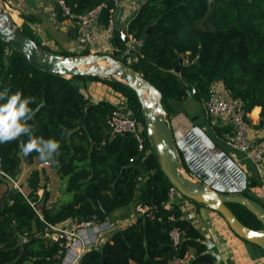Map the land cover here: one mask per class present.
Here are the masks:
<instances>
[{"label": "trees", "instance_id": "1", "mask_svg": "<svg viewBox=\"0 0 264 264\" xmlns=\"http://www.w3.org/2000/svg\"><path fill=\"white\" fill-rule=\"evenodd\" d=\"M63 1L72 13L81 14L100 4L116 7L118 0ZM56 16L64 19L57 5ZM107 16L104 9L102 25ZM21 30L45 51L66 57L86 55L52 51L25 23ZM126 33L139 44L128 51L114 30L112 56L161 93L167 122L180 112L173 103L187 99L191 88L196 89L193 99L203 102L210 84L221 81L233 97L246 103L248 113L260 108L257 127H264V0H142L128 21ZM183 59L186 62L175 72ZM90 82H101L122 95L128 111L143 125L140 102L127 85L97 76L65 78L38 70L0 40V92L8 89L11 95L21 91L23 97L35 98L29 107L39 110L28 123L35 137L60 141L58 165H48L70 196L58 205H49L50 192L41 187L40 174L33 170L27 178V199L41 204L37 214L20 192L8 188L0 198V264H59L58 243L44 236L47 225L93 218L111 221L115 211L132 204L152 207L155 218L137 216L99 247L85 252L79 264H102V258L107 264H169L184 259L190 251L191 264H215L205 237L187 214L175 203L165 207L172 185L160 170L145 131L142 151L131 134L112 135L106 123L112 114L109 108L80 92V86ZM5 102L0 100V104ZM213 130L221 137L225 128L213 126ZM27 140L25 135L0 143L1 168L13 179L20 173L22 159L28 164L34 160L44 163L35 151L27 156L21 152L20 145ZM175 145L187 175L213 191L244 195L264 207L249 189L245 172L201 128L194 126ZM140 168L146 178L138 187ZM5 183L0 178V186ZM41 188L39 199L37 191ZM227 206L247 227L262 228L244 207ZM174 227L181 235L176 247L169 237Z\"/></svg>", "mask_w": 264, "mask_h": 264}, {"label": "crops", "instance_id": "2", "mask_svg": "<svg viewBox=\"0 0 264 264\" xmlns=\"http://www.w3.org/2000/svg\"><path fill=\"white\" fill-rule=\"evenodd\" d=\"M13 6L10 15L15 23L27 24L33 31L41 44L52 51L70 52L74 54L84 53V46L79 44L75 36V26L70 20H58L53 10V0L48 3L39 4L35 0H12ZM142 0H118L119 8L115 15V30L120 34L121 31L129 38L126 28L129 19L135 14ZM130 40L127 43L128 51H134V46ZM186 60L183 59L182 63ZM83 96L89 97L92 102L105 105L111 113L127 115L130 112L126 107V99L113 91L109 86L101 82H90L86 86H80ZM180 112L173 116L168 125L176 137V141L191 131L194 126L201 130L226 153H228L235 163L245 172L249 179L248 187L260 201L264 203V162L257 166L240 153L230 151L225 146V136L228 135L230 127L224 121H211L205 115L203 102L193 99L189 93L188 98L182 102L173 103ZM260 108L255 107L248 113L250 125V140L253 145L264 142V127H257L260 119ZM213 126L225 128L221 137L217 136ZM229 128V129H228ZM226 129L229 131L226 132ZM42 166L47 165L41 163ZM141 181L145 176L143 169ZM51 171V170H50ZM55 172V171H54ZM182 211L187 214L190 223L198 229L205 237V242L211 253L215 255V264H264V252L238 238L228 227L224 219L216 212L205 208L195 207L193 210L184 201L179 199ZM135 205L121 208L110 217L112 222H128L135 220ZM211 245V247H210ZM193 252L182 260H176L169 264H188Z\"/></svg>", "mask_w": 264, "mask_h": 264}, {"label": "water", "instance_id": "3", "mask_svg": "<svg viewBox=\"0 0 264 264\" xmlns=\"http://www.w3.org/2000/svg\"><path fill=\"white\" fill-rule=\"evenodd\" d=\"M149 31L150 29L146 33ZM120 37L124 44L128 43L129 38L123 31L120 32ZM0 40L10 49L23 54L27 62L38 70L65 78L97 76L120 82L131 88L140 102L143 127L151 152L172 187L182 197L218 213L238 238L257 246L264 252V207L244 195L213 191L198 179L187 175L178 158L176 137L168 125L161 93L141 74L107 54L66 57L43 50L21 30V27L17 26L11 15L4 11L2 0H0ZM100 63H108V65L103 66ZM181 64L182 60H179L175 72H178ZM228 204L244 207L260 222L262 228L254 230L244 225L227 206ZM24 241L26 240L22 242ZM192 260L191 258L188 264H191ZM102 264H107L105 258H102Z\"/></svg>", "mask_w": 264, "mask_h": 264}, {"label": "built area", "instance_id": "4", "mask_svg": "<svg viewBox=\"0 0 264 264\" xmlns=\"http://www.w3.org/2000/svg\"><path fill=\"white\" fill-rule=\"evenodd\" d=\"M39 4L48 3L50 0H35ZM3 9L10 14L12 11L13 1L2 0ZM56 5L61 11V16L70 20L75 26V36L79 44L84 46V54L86 55H101L106 52L115 50L111 41L115 30V15L119 4L116 7L108 8L106 4H100L84 13L74 14L71 12L63 0H53V10L56 15ZM104 9H107L108 16L106 24L100 23L101 14ZM129 40L132 44H136V40L129 35ZM196 93L195 88L190 89V94ZM205 115L213 122L222 120L230 127L228 135L225 136V146L230 151L240 153L244 158L248 159L257 166H261L264 162V142L253 145L250 140V125L248 122V112L246 111V103L241 98L233 97L230 92L224 87L223 82L214 81L210 84L207 98L203 101ZM107 126L112 135L116 134H131L140 151L144 147L143 132L144 127L139 123L131 113L121 115L112 113L107 116ZM0 178L6 182L13 184V189L20 192L26 199L27 194L13 178L9 177L1 168L0 160ZM43 190L37 191L38 198L42 196ZM182 196L175 188H170L168 192V200L165 203L167 209L171 208V204H179V199ZM28 203L32 209L39 214L37 202ZM144 216L149 219H154V209L146 205H135V218ZM173 220L172 217L169 218ZM66 222L58 225H47L44 236L58 243L60 247L59 255L61 261L59 264H79L81 256L101 243L103 236L107 233L115 231V223L109 220L98 221L95 218L89 221L73 223L69 229L63 228ZM71 223V221H70ZM172 245L178 246L180 243V232L177 228H172L169 232Z\"/></svg>", "mask_w": 264, "mask_h": 264}, {"label": "clouds", "instance_id": "5", "mask_svg": "<svg viewBox=\"0 0 264 264\" xmlns=\"http://www.w3.org/2000/svg\"><path fill=\"white\" fill-rule=\"evenodd\" d=\"M0 143H8L18 140L21 136H28L26 143L20 145L21 152L27 156L32 152L39 154V159L45 164L53 163L58 165L57 157L60 155L61 143L56 139H44L35 137L32 127L28 121L32 120L35 111L29 107L35 102L34 97H23L21 91L9 95V90L0 92ZM211 247V245H210Z\"/></svg>", "mask_w": 264, "mask_h": 264}, {"label": "rangeland", "instance_id": "6", "mask_svg": "<svg viewBox=\"0 0 264 264\" xmlns=\"http://www.w3.org/2000/svg\"><path fill=\"white\" fill-rule=\"evenodd\" d=\"M16 24H17V26L21 27L20 22L16 23ZM34 37H36V35ZM36 39H38V38L36 37ZM55 52H60V51H55ZM106 54L112 56L113 55V51L112 52H106ZM102 65L106 66V65H108V63H102ZM33 170H37L39 172V174H40V185H41V187L43 188V186H46V188L50 192V199L48 201L49 205H56V204L58 205V204L62 203L63 201H66L67 199H69L70 196L64 193L63 182L58 178V176L56 175L54 170H52L49 167L48 164L42 166V164L39 163L37 160H34V162L32 164H28L22 159L21 160V164H20V173H19V175L16 178H14V180L16 182H18L19 185H21V187H22V189H23V191L25 193L29 192V189L27 188V178H28V176L30 175V173ZM138 187H139V185H138ZM8 188H14L13 184L11 182H6L5 184L0 186V198L2 197V195L4 194V192ZM181 198H182L181 200L184 201L188 206H190L192 210L196 207L189 200H186L183 197H181ZM38 207L41 208V204L40 203L38 204ZM128 222L126 221V222L123 223V222H120V221H118V222L115 221L114 222L115 223V230L117 231V230H120V229L126 227L127 225L130 224ZM73 223L74 222H72V221H71V223H70V221H67L63 228L69 229L72 226ZM112 233L113 232L105 234L103 236V239H102L101 243L98 244L97 247H99L107 239H109V237L112 235Z\"/></svg>", "mask_w": 264, "mask_h": 264}, {"label": "bare ground", "instance_id": "7", "mask_svg": "<svg viewBox=\"0 0 264 264\" xmlns=\"http://www.w3.org/2000/svg\"><path fill=\"white\" fill-rule=\"evenodd\" d=\"M12 17V16H11ZM13 19V18H12ZM15 22V21H14ZM100 65H102V63H100Z\"/></svg>", "mask_w": 264, "mask_h": 264}]
</instances>
